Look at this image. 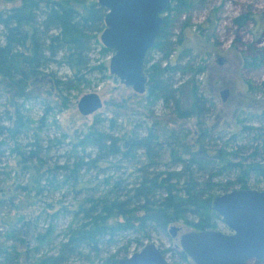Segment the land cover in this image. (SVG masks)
<instances>
[{
    "label": "trees",
    "instance_id": "1",
    "mask_svg": "<svg viewBox=\"0 0 264 264\" xmlns=\"http://www.w3.org/2000/svg\"><path fill=\"white\" fill-rule=\"evenodd\" d=\"M3 1L16 3L0 7V77L15 90L27 91L40 79L53 80L52 75L46 78V69L55 62L71 71L73 78L67 85L85 83L88 74L106 71L105 62L94 65L90 58L93 45L105 28L107 10L98 0ZM196 1L170 0L162 14L161 31L144 61L146 101H160L168 109L170 106L177 118H193L196 136L152 126L144 135L135 134L132 129L129 135L119 137L99 126L96 117L73 143L76 149L88 148L91 152L83 156L74 152L71 163L59 166L45 164L38 157L37 147H31L35 143L20 149L16 142L7 146L0 141V163L1 156L11 151L17 155L18 164H23L19 166L30 164L27 173L32 174L24 185L0 187V213L3 209L7 214L16 210L13 215L0 214V264H22L25 260L28 264H66L72 259L93 263L103 245L113 247L123 240L120 248L101 260L103 264H116L129 255L131 247L137 250L155 235L172 240L169 226L174 222L181 221L192 231L215 230L221 219L212 208L216 193L247 189L252 182L264 183V127L246 125L241 120L239 132L251 136L250 145H237L236 134L225 140L212 138L214 130L209 117L214 115V109L194 82V77L206 67L204 64L195 67L189 48L183 44L182 30L176 38L173 35V26ZM235 23L242 25V16L235 18ZM187 25L184 20L181 28ZM101 54L110 56L112 51L101 45ZM253 61L255 58L250 62ZM178 74L191 78L186 104L178 86L181 83L176 78ZM15 113V119L9 117L12 121L7 128L12 138L27 126L17 107ZM2 129L0 135L6 133ZM118 156L125 163H114L113 167L124 168L121 175L95 182L108 189L88 194L93 186L82 180L80 172L89 167L102 170L101 162ZM162 166L166 167L161 169ZM224 177L228 179L223 181ZM66 186L79 198L69 207L49 204L50 218L43 232L35 228L41 215L21 214L17 211V202L21 200L10 195L12 188L29 196L34 191L43 194ZM67 212L74 223L67 226L64 238L57 242L53 238L55 218ZM173 251L182 264L191 262L178 244H174Z\"/></svg>",
    "mask_w": 264,
    "mask_h": 264
},
{
    "label": "rangeland",
    "instance_id": "2",
    "mask_svg": "<svg viewBox=\"0 0 264 264\" xmlns=\"http://www.w3.org/2000/svg\"><path fill=\"white\" fill-rule=\"evenodd\" d=\"M15 3L0 0V7L13 6ZM239 16H242V25L235 23V18ZM184 20L188 25L181 28ZM181 30L185 37L183 44L189 48L195 67L201 64L206 67L201 74L194 77V82L199 84L200 90L210 99L214 109V115L209 117L210 126L214 130L212 138L222 137L225 140L236 134L237 145H250L251 136L240 133L239 130L242 123L253 127H264V0H197L195 6L173 26L175 38ZM100 35L101 33L98 36V43L93 45L90 58L92 64L105 62L107 68L101 74L96 72L88 74V81L85 83L65 84L73 78L72 73L66 65L57 62L51 63L46 69L48 71L46 78L52 75L53 80L40 79L27 91L15 90L9 82L0 77V130L3 127L2 130L6 132L0 135V141L4 145L11 146L18 143L20 149H23L24 145L35 143L36 145L31 147H37L38 157L42 158L45 164L59 166L67 162L71 163L74 152H78L79 156L91 152L84 147V151L78 150L73 143L83 136L88 127L95 122L96 117L99 126L107 132H114L115 136L119 137L129 135L132 129L135 134L144 135L147 128L152 126L160 130L166 127L174 128L183 133L191 132L190 136L193 134L196 136L193 118H177L170 106L168 109L160 101L147 102L145 92L135 93L131 87L121 84L118 78L109 73V59L112 54L110 56L101 54ZM153 56L155 59L158 58L157 54ZM253 58L255 61L250 62ZM246 60L249 61L248 65ZM176 78L178 81L181 80L178 86L183 92V102L186 104L189 101L186 98L189 96L191 82L188 81L191 78L188 74L182 76L178 74ZM223 89H228L225 101L220 97ZM90 92L99 94L102 107L93 114L84 116L77 109V101ZM16 107L27 126L17 133L16 138H12L7 128L12 121L9 117L16 118ZM154 119L157 124H154ZM24 148L28 149L30 146ZM16 156L8 150L1 156V188L11 184L24 185L32 176L27 173L30 164L19 166L23 164H18ZM122 160L120 156L109 157L101 162L104 167L102 170L91 167L82 170L80 172L82 180L93 186L88 194L94 195L106 191L107 186L95 182L120 176L124 168H115L113 164L125 163ZM226 179L228 178L224 177L223 181ZM250 185L251 189L264 191L263 182L257 184L252 182ZM12 191L10 194L12 198L21 200L17 202L19 203L17 211L25 215H30V212L41 215L35 226L36 230L41 232L44 231L50 218L49 204L56 208L69 207L79 198L69 186L51 189L43 194H35L34 191L29 196L16 192L14 188ZM218 194L221 193H216ZM15 212L14 209L7 214L3 209L0 214L13 215ZM55 219L53 238L58 242L64 238L67 226L73 224L74 219L68 212L58 214ZM171 225L180 227L178 238L182 233L192 231L181 221ZM215 231L228 233L229 229L220 219L216 223ZM150 242H154L161 249L170 264H182L173 256L174 244H179L178 239L169 240L162 235H155ZM124 243L123 240H118L113 247L103 245L99 258L93 263L90 262L91 260L87 262L72 259L66 264H103L101 260ZM20 251L23 252L24 249ZM133 251L134 248L131 247L129 254ZM24 259L26 258L23 257L22 260ZM190 261L189 264H195L193 260ZM249 261L246 264H264V258L261 262ZM22 264L28 263L25 260Z\"/></svg>",
    "mask_w": 264,
    "mask_h": 264
},
{
    "label": "water",
    "instance_id": "3",
    "mask_svg": "<svg viewBox=\"0 0 264 264\" xmlns=\"http://www.w3.org/2000/svg\"><path fill=\"white\" fill-rule=\"evenodd\" d=\"M170 0H98L107 10L102 45L112 51L109 73L135 93L146 91L144 61L163 24V11ZM228 89L220 92L222 101ZM102 107L98 93L84 94L77 101L81 115ZM212 208L229 229L190 231L177 237L180 227L171 225L169 234L195 264H246L264 258V191L238 188L216 195ZM116 264H170L154 242H147Z\"/></svg>",
    "mask_w": 264,
    "mask_h": 264
},
{
    "label": "flooded vegetation",
    "instance_id": "4",
    "mask_svg": "<svg viewBox=\"0 0 264 264\" xmlns=\"http://www.w3.org/2000/svg\"><path fill=\"white\" fill-rule=\"evenodd\" d=\"M105 27H106V26H105ZM104 29H105V28H104ZM104 29H103V30H104ZM179 234H180V230H179L178 233H177V237H178ZM173 239H175V238H173ZM178 245H179V244H178ZM179 247H180V246H179Z\"/></svg>",
    "mask_w": 264,
    "mask_h": 264
}]
</instances>
